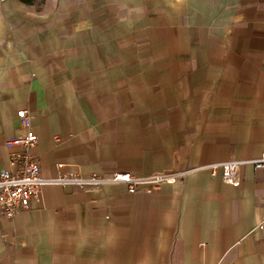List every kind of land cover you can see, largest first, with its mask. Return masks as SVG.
Wrapping results in <instances>:
<instances>
[{
    "label": "crops",
    "instance_id": "1",
    "mask_svg": "<svg viewBox=\"0 0 264 264\" xmlns=\"http://www.w3.org/2000/svg\"><path fill=\"white\" fill-rule=\"evenodd\" d=\"M26 127L45 177L175 180L43 186L0 264H264V168L176 176L264 151V0H0V169Z\"/></svg>",
    "mask_w": 264,
    "mask_h": 264
},
{
    "label": "built area",
    "instance_id": "2",
    "mask_svg": "<svg viewBox=\"0 0 264 264\" xmlns=\"http://www.w3.org/2000/svg\"><path fill=\"white\" fill-rule=\"evenodd\" d=\"M16 115L19 118L30 117L26 109L18 110ZM37 139L36 133L30 127H26L21 135L6 140L7 145L17 150L9 154L10 168L0 169V215L4 218L9 219L18 213L30 211L33 203L40 202V189L46 185L76 186L96 194H103L106 185L122 184L129 193H134L139 190L158 191L163 183L175 180L174 176L159 172L148 174L102 172L82 175L69 171H57L56 174L45 177L40 172L38 161L31 155V149ZM244 165H252L258 169L264 168V151L257 157L229 159L184 169L176 176L182 177L187 172L195 170H207L212 175L219 173L225 183L237 185ZM256 205L264 221V199L257 198Z\"/></svg>",
    "mask_w": 264,
    "mask_h": 264
}]
</instances>
